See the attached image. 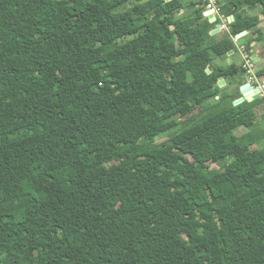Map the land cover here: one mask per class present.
I'll list each match as a JSON object with an SVG mask.
<instances>
[{"label":"trees","instance_id":"obj_1","mask_svg":"<svg viewBox=\"0 0 264 264\" xmlns=\"http://www.w3.org/2000/svg\"><path fill=\"white\" fill-rule=\"evenodd\" d=\"M218 3L0 0V264H264V0Z\"/></svg>","mask_w":264,"mask_h":264},{"label":"water","instance_id":"obj_2","mask_svg":"<svg viewBox=\"0 0 264 264\" xmlns=\"http://www.w3.org/2000/svg\"><path fill=\"white\" fill-rule=\"evenodd\" d=\"M165 1H169V0H165ZM211 13H212L211 10H208V11L204 12V16L208 19L209 23H213L214 22V18H213V16H212ZM219 32H221V30H220V24L217 23L215 25V30L212 31L210 33V35H215V34H217ZM246 33H247L246 31H243V32L237 34L235 36L234 40L240 39L241 37L245 36ZM232 54H233V52L232 51H229L226 54V58L228 59L229 56H231ZM251 58H252L253 61L256 62L257 58H256L255 55H253ZM228 63H230L229 60H228ZM210 72H211V67H208L206 69V74H209ZM224 85H225V82L222 79H220L218 81V86L219 87H223ZM262 85H263L262 87L264 89V80L262 81ZM239 94H240V96H239L238 99H236L233 102V106L239 105V104H241L243 102L250 103L252 101H255V100L263 97V95H262V89L260 87H256L254 85H251V83H250V73H246V83L239 87Z\"/></svg>","mask_w":264,"mask_h":264},{"label":"rangeland","instance_id":"obj_3","mask_svg":"<svg viewBox=\"0 0 264 264\" xmlns=\"http://www.w3.org/2000/svg\"><path fill=\"white\" fill-rule=\"evenodd\" d=\"M259 10H254V11H249V10H246V13H249L251 15H255V14H258ZM221 23V21H218V24ZM259 27L262 29V32H263V35H264V20H261V23L259 24ZM129 39V38H128ZM235 42V41H234ZM261 47V48H260ZM261 49V50H260ZM252 50H255L254 52L256 53V50L258 51V53H260V55L262 56V53H263V58L260 59V61L257 63V66L259 68H263L264 67V43H259V44H256L254 46V49ZM238 51L241 53V57H243L246 53L243 52V49L241 47H238ZM219 62L221 63H224L223 60L221 59H217ZM233 62H235L237 65L238 64H244L242 58L239 62V59L237 58H234ZM257 66H254L255 68H257ZM261 79H257L255 80V82H253V76L250 78V83L251 85H254L256 87H260L262 89V95L264 96V89H263V85L260 81ZM263 80V79H262ZM246 82V81H245ZM257 113H258V122L260 123L261 127L264 129V120H263V117H262V113H264V105L262 107H260L258 110H257ZM205 113H203L202 115L198 116V118L196 120H198L200 117H202ZM244 131L243 130H240L238 132V134H242ZM171 134H167L166 136H163L162 138H160L159 140H157L156 144L158 145H161V144H168V141H169V138L171 137ZM211 167L213 168H218L217 165H212Z\"/></svg>","mask_w":264,"mask_h":264},{"label":"built area","instance_id":"obj_4","mask_svg":"<svg viewBox=\"0 0 264 264\" xmlns=\"http://www.w3.org/2000/svg\"><path fill=\"white\" fill-rule=\"evenodd\" d=\"M206 2L205 4V12L208 10L212 11V16L214 18L213 23H217L218 21H221L220 24V30L221 31H227L228 30V24L233 19L232 17H226L221 13L220 7L221 5L218 3L219 0H204ZM243 68L246 70L247 73H250V78L254 76V62L252 61V58L245 54L243 57Z\"/></svg>","mask_w":264,"mask_h":264},{"label":"crops","instance_id":"obj_5","mask_svg":"<svg viewBox=\"0 0 264 264\" xmlns=\"http://www.w3.org/2000/svg\"><path fill=\"white\" fill-rule=\"evenodd\" d=\"M219 33H220V32H219ZM233 41L236 42L237 40H234V39H233ZM255 45H256L255 43H252V44H251L252 49H254V46H255ZM237 47H241V48H242L243 46L240 45V46H237ZM260 48H261V47H260ZM242 49H243V48H242ZM252 49H251V52H254L255 50H252ZM260 50H261V49H260ZM239 53H240V52H239ZM254 55H255L256 58H257L256 62L254 61V63H258V62L260 61V59L263 58V53H262V56H261L260 53H258L257 50H256V53L254 52ZM231 56H232V55H231ZM241 58H242V57H241V53H240V56L237 57V59H239V62H240ZM229 59H230V56H229V58H228L225 62H228ZM242 60H243V59H242ZM223 61H224V60H223ZM225 62H224V63H225ZM239 65H240V64H239Z\"/></svg>","mask_w":264,"mask_h":264},{"label":"flooded vegetation","instance_id":"obj_6","mask_svg":"<svg viewBox=\"0 0 264 264\" xmlns=\"http://www.w3.org/2000/svg\"><path fill=\"white\" fill-rule=\"evenodd\" d=\"M254 75V74H253ZM255 80H257V79H255V77L253 76V82H255ZM262 83V82H261Z\"/></svg>","mask_w":264,"mask_h":264}]
</instances>
